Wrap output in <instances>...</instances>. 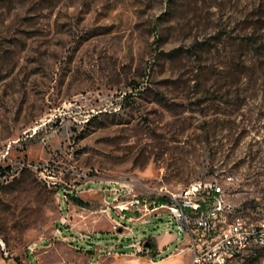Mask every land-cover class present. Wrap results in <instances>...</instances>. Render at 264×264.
I'll return each mask as SVG.
<instances>
[{
  "label": "rangeland",
  "instance_id": "rangeland-1",
  "mask_svg": "<svg viewBox=\"0 0 264 264\" xmlns=\"http://www.w3.org/2000/svg\"><path fill=\"white\" fill-rule=\"evenodd\" d=\"M196 180L264 218V0H0V264H187Z\"/></svg>",
  "mask_w": 264,
  "mask_h": 264
},
{
  "label": "built area",
  "instance_id": "built-area-1",
  "mask_svg": "<svg viewBox=\"0 0 264 264\" xmlns=\"http://www.w3.org/2000/svg\"><path fill=\"white\" fill-rule=\"evenodd\" d=\"M129 203L141 204L140 199ZM119 208L124 211L129 207ZM161 208H167L176 222L178 239L184 237L175 251H190L187 264H229L230 251H238V257H242L255 247L264 246V218L241 214L244 210L228 199L218 181H193L152 210ZM144 209L149 207L145 205Z\"/></svg>",
  "mask_w": 264,
  "mask_h": 264
},
{
  "label": "bare ground",
  "instance_id": "bare-ground-1",
  "mask_svg": "<svg viewBox=\"0 0 264 264\" xmlns=\"http://www.w3.org/2000/svg\"><path fill=\"white\" fill-rule=\"evenodd\" d=\"M238 257V251H230L229 252V263L232 261V259Z\"/></svg>",
  "mask_w": 264,
  "mask_h": 264
},
{
  "label": "crops",
  "instance_id": "crops-1",
  "mask_svg": "<svg viewBox=\"0 0 264 264\" xmlns=\"http://www.w3.org/2000/svg\"><path fill=\"white\" fill-rule=\"evenodd\" d=\"M176 234H177V233H176ZM177 240H179V239H178V236H177ZM115 245H116V244H115ZM180 245H182V244H180ZM169 247H170V246H167L166 249H168ZM185 251L189 252L190 257H191V253H190V251H189L188 249H186ZM159 252H160V253H161V252L165 253L163 250L160 249V247H159ZM174 252L176 253V251H173V253H174ZM175 253H174V254H175ZM181 253H182V252H180L179 254H181Z\"/></svg>",
  "mask_w": 264,
  "mask_h": 264
},
{
  "label": "trees",
  "instance_id": "trees-1",
  "mask_svg": "<svg viewBox=\"0 0 264 264\" xmlns=\"http://www.w3.org/2000/svg\"><path fill=\"white\" fill-rule=\"evenodd\" d=\"M72 196H73L74 200H76V202H82V200L78 196H76V195H72Z\"/></svg>",
  "mask_w": 264,
  "mask_h": 264
},
{
  "label": "water",
  "instance_id": "water-1",
  "mask_svg": "<svg viewBox=\"0 0 264 264\" xmlns=\"http://www.w3.org/2000/svg\"><path fill=\"white\" fill-rule=\"evenodd\" d=\"M151 246L150 242H147L145 245L146 250Z\"/></svg>",
  "mask_w": 264,
  "mask_h": 264
}]
</instances>
